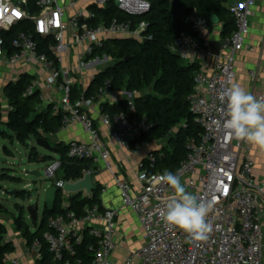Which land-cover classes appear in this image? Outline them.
<instances>
[{
  "label": "built area",
  "instance_id": "1",
  "mask_svg": "<svg viewBox=\"0 0 264 264\" xmlns=\"http://www.w3.org/2000/svg\"><path fill=\"white\" fill-rule=\"evenodd\" d=\"M14 1L0 0V30L10 31L20 22H25L29 28L16 31L10 41V52L0 37V61L4 66L39 63L48 73L45 88L60 87V98L49 101L52 112L62 113V128L77 123L89 138L88 142H69L67 155L101 165L111 173L123 205L135 213L143 230L144 243L128 255L125 264L135 260L139 264H264V224L259 219L260 205L264 204V181L255 178L252 161L242 157L249 142L237 140L222 127L226 101L220 100L221 92L233 85L234 55L244 47L255 0L227 1L234 30L219 39L217 55L212 54L210 48L209 19L196 9L188 16L194 35L180 34L172 50L187 62L192 55L209 58L208 74H196L197 83L188 97L189 108L202 132L197 141L186 142V157L174 170L158 167L157 162L162 158L160 151H148L137 173L139 185L136 188L113 173L108 145L89 112L97 99L113 89L112 81L106 79L92 94L81 91L74 100L71 90L73 77L90 66L84 65L86 59L103 48L107 37L146 39L144 22L135 24L132 19L113 18L107 23L95 24L92 22L96 16L91 7L113 2L126 15L141 16L149 10V1L18 0L25 9ZM234 1L236 5L232 6ZM35 36L52 40L48 50L56 62L38 51ZM73 50L77 53L78 69L74 65H62V58ZM35 91H38V99L45 101L43 88L36 82L26 87L24 94ZM130 95L127 112L101 111L99 118L110 128V137L118 147L136 152L148 145L149 141L142 137L151 129V123L145 115L130 116L136 112L133 97L137 92ZM256 98H264V95ZM218 120L220 125L216 123ZM59 166V160L53 162L46 168L45 177L63 194L66 208L69 195L63 190L66 182L55 177ZM92 172L91 166L83 176ZM166 172L179 176L186 191L193 193L198 201L211 205L207 220L213 230L206 241L193 242L182 230L164 223L163 213L174 194L162 179ZM116 216L115 209H105L99 203L85 205L81 213L68 210L52 216L48 221L49 230L43 236L52 259L60 264H83V260L76 257V245L90 238L93 240L89 245L92 257L88 264H110L111 254L117 247L113 239ZM41 245L42 242L35 239L30 246L38 258ZM5 264L25 263L19 257L6 256Z\"/></svg>",
  "mask_w": 264,
  "mask_h": 264
},
{
  "label": "trees",
  "instance_id": "2",
  "mask_svg": "<svg viewBox=\"0 0 264 264\" xmlns=\"http://www.w3.org/2000/svg\"><path fill=\"white\" fill-rule=\"evenodd\" d=\"M149 10L141 16H129L118 9L113 2L103 7L92 6L95 20L92 23L109 22L113 18L119 20L132 19L135 24L144 22L146 39L139 41L133 38L125 40H109L104 43L106 55L115 60L113 65L101 70L93 76L91 85L82 89L74 84L71 90V98L74 100L81 91L85 94L94 93L106 79H110L113 89L125 88L129 93L137 92L133 97L136 112L130 116H147L151 123V129L143 135V139H166L161 149L162 158L158 160V167L174 170L186 157V142L197 141L202 129L197 124L192 111L189 108L188 97L194 91L196 74L199 65L195 62L183 61L173 50L175 39L182 33L194 35L188 22V16L196 9L200 14L209 19V27H213L210 17L215 15L222 24L221 37H226L234 30L233 17L227 8L228 0H147ZM29 25L20 22L10 31L0 30V37L4 39L6 48L12 50L10 41L16 31L27 29ZM38 41V51L57 61L48 50L50 38L35 36ZM32 75L23 73L15 81L5 83L2 92L6 103L0 99V125H5L9 133L14 134V140L25 145L30 137H45L61 127L62 113H54L51 105L39 108L40 100L38 91L25 95L24 91L33 81ZM127 100L116 106H106L103 112L115 113L127 112ZM6 104V106H5ZM8 108L7 111L4 109ZM0 137L12 140L7 134ZM60 166L56 173V179L64 182H75L83 177L84 172L91 168L88 160H80L67 155V145H57ZM6 149V147H5ZM33 155V154H31ZM50 158L45 156L44 161ZM22 197L25 191L19 193ZM99 190L96 188L91 195L83 192L69 194L68 205L63 207L64 197L59 191L52 210L44 206L41 219L34 224L31 230L23 217V210L19 216L13 219L15 229L21 232L27 245L30 247L35 239L42 242L39 251V264H60L54 261L43 236L49 230V219L68 210L81 213L85 205L100 204ZM0 207V213H1ZM5 227L0 224V264H5L7 253L12 250L10 242L5 241ZM92 239L85 238L76 245V257L88 264L92 257L89 245Z\"/></svg>",
  "mask_w": 264,
  "mask_h": 264
},
{
  "label": "crops",
  "instance_id": "3",
  "mask_svg": "<svg viewBox=\"0 0 264 264\" xmlns=\"http://www.w3.org/2000/svg\"><path fill=\"white\" fill-rule=\"evenodd\" d=\"M91 6L92 5H90V7ZM221 29V23L209 27L208 34L210 42L219 41V39L222 38L220 34ZM69 56L70 53L62 58V65L67 66L69 64ZM188 62H195L199 65L198 73L208 74L207 65L209 63V58L192 55ZM39 66L40 64L36 62L31 64L20 63L15 66H4V63L0 61V80L1 78L4 79L5 84L9 81L17 80L23 73L32 75V81L36 82L40 89L43 88L45 101H40L38 107L44 108L49 105V101L58 98L59 94L57 92H60V87L46 89L43 77L46 78L48 73L45 71V74H41L38 70ZM94 74L95 72L90 76L79 74L78 77H76L75 75L73 77L74 84L82 89H86L91 85ZM233 84H239L246 92L255 97L264 95V0H255L253 13L249 16V33L245 39L244 47L234 55ZM202 89L203 87H201V90ZM130 97V93L125 88L112 89L103 97L97 99L89 112L100 130L102 138L108 145L113 173L120 178L126 179L136 188L139 185L137 173L141 168L140 165L144 161L146 153L150 150L155 152L161 151L165 144L162 145L160 143L162 139H152L149 140L146 147L136 152L121 149L112 141L110 137V128L101 123L99 118V114L104 110V107L116 106L128 100ZM3 103H6V100ZM7 109L8 108H5L4 110L7 111ZM48 137L55 146L60 144L67 145L72 141H89L88 135L81 125L77 123L71 124L66 128L60 127ZM242 157L252 161L255 178L259 181H264V148L248 143L243 150ZM91 166L93 167V172L90 176L93 185L99 190L98 197L100 199V205L105 209H115L117 211L115 232L113 234V239L117 247L111 254L110 264H125L128 255L137 250L144 243L143 230L135 213L130 208L123 205L118 189L114 184L113 175L103 169L101 165L91 164ZM259 219L261 223L264 224V204L260 205ZM0 224L4 226L2 222H0ZM5 234L6 232L4 233L5 241L10 242L12 245V250L7 253V257H19L25 264H39L36 253L27 245L21 232L15 229V233L12 235L14 241L10 236L6 237ZM131 264L139 263L135 260Z\"/></svg>",
  "mask_w": 264,
  "mask_h": 264
},
{
  "label": "rangeland",
  "instance_id": "4",
  "mask_svg": "<svg viewBox=\"0 0 264 264\" xmlns=\"http://www.w3.org/2000/svg\"><path fill=\"white\" fill-rule=\"evenodd\" d=\"M76 56L77 53L73 50L70 53L68 65H74L75 68L78 69ZM104 56L107 58L105 59ZM96 59L99 60V63L89 66L88 68H83L80 71L78 70L79 72L76 77H78L79 74L90 76L92 73L101 71L113 65L115 62L114 59L106 55L105 49H100L95 51L93 56L86 59L84 65H89L90 62ZM38 70L41 74H45L41 64ZM43 81L46 83L47 77H43ZM3 86L4 79L1 78L0 99L4 102L5 98L2 94ZM57 93L59 94L58 98H60L61 92L58 91ZM160 143L164 145L166 139H162ZM26 144H29V147H26ZM26 144L23 145L17 140L0 137V207L2 210L0 213V222L5 226V236H10V238H12V235L15 233L13 219L19 216L20 210H23L25 222L29 225L30 229L33 230L34 224L31 222L26 209L29 205H37L39 215L38 221H40L44 209L45 190L51 183L50 179L45 177V170L53 162L58 160L57 153H49L36 145L33 136L30 137ZM5 147L10 152L7 151ZM48 155L50 158L44 161V157ZM28 170L40 171L42 175L41 178L27 175L26 171ZM11 190L25 191L30 195L25 194V197H22L20 194H16V196H14L10 193Z\"/></svg>",
  "mask_w": 264,
  "mask_h": 264
},
{
  "label": "clouds",
  "instance_id": "5",
  "mask_svg": "<svg viewBox=\"0 0 264 264\" xmlns=\"http://www.w3.org/2000/svg\"><path fill=\"white\" fill-rule=\"evenodd\" d=\"M220 100L226 101L222 127L228 134L264 148V98L257 99L239 84H233L221 92ZM216 123L220 125L221 121ZM162 179L174 190L163 213L164 223L182 230L193 242L206 241L213 230L207 220L211 205L186 191L179 176L166 172Z\"/></svg>",
  "mask_w": 264,
  "mask_h": 264
},
{
  "label": "water",
  "instance_id": "6",
  "mask_svg": "<svg viewBox=\"0 0 264 264\" xmlns=\"http://www.w3.org/2000/svg\"><path fill=\"white\" fill-rule=\"evenodd\" d=\"M173 1V0H171ZM15 4L19 5L22 9H25V5L18 1L15 0L14 1ZM232 6L236 5V2H232L231 3ZM210 22L212 25H218L219 24V20L217 19V17L215 15H212L210 17ZM129 37H124V36H110L108 38H106L104 40V42H107L109 40H125ZM210 48H211V52L214 55H217L219 53V49H220V42L219 41H212L210 42ZM104 58L106 59L107 57L104 56ZM99 63V60L96 59L93 62H90V66ZM100 71L95 72L94 75L98 74ZM2 133L7 134L12 140H14V134L9 133L7 127L5 125H0V135ZM35 143L36 145H38L39 147H41L42 149L48 151L49 153H57V147L52 143V141H50L49 139L45 138V137H38L35 138ZM26 147H29V144L25 145ZM49 156V155H48ZM42 161V160H41ZM26 174L29 176H33L35 178H41V172L38 170H28L26 171ZM96 189L95 185H93L92 183V178L90 175L86 174L84 175L81 179L75 181V182H66L63 190L66 193L69 194H75V193H80L83 192L85 194H91L94 190ZM60 190L53 184L50 183V185L46 188L45 190V199H44V206H46V208L48 210H52L53 209V205L55 203L56 200V194L59 192ZM21 191L18 190H11L10 193H12L14 196H16V194H19ZM27 213L28 216L30 218L31 221H33V223H38V207L37 205H29L27 207Z\"/></svg>",
  "mask_w": 264,
  "mask_h": 264
}]
</instances>
